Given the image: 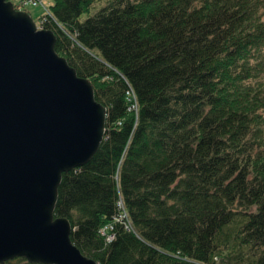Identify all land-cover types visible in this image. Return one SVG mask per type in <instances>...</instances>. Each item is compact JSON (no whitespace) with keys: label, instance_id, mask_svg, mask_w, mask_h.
<instances>
[{"label":"trees","instance_id":"obj_1","mask_svg":"<svg viewBox=\"0 0 264 264\" xmlns=\"http://www.w3.org/2000/svg\"><path fill=\"white\" fill-rule=\"evenodd\" d=\"M51 1L42 28L106 110L57 188L71 242L97 264H264V0H109L82 23L97 0Z\"/></svg>","mask_w":264,"mask_h":264},{"label":"water","instance_id":"obj_2","mask_svg":"<svg viewBox=\"0 0 264 264\" xmlns=\"http://www.w3.org/2000/svg\"><path fill=\"white\" fill-rule=\"evenodd\" d=\"M54 43L51 30L0 0V264H97L54 208L61 175L99 148L106 110Z\"/></svg>","mask_w":264,"mask_h":264},{"label":"built area","instance_id":"obj_3","mask_svg":"<svg viewBox=\"0 0 264 264\" xmlns=\"http://www.w3.org/2000/svg\"><path fill=\"white\" fill-rule=\"evenodd\" d=\"M13 1L20 8L25 7L29 4L32 6H36V5L40 4V0H13ZM42 20L44 21L45 19H42ZM126 101L128 102L127 110L134 112L137 108V105H136L134 95L132 94V91H130V90L126 92ZM117 208H118V210H120V213L117 214L115 221L123 223L124 220L126 219V213L124 211V206H123V203L121 200L117 202ZM111 228H112L111 225H109V226H105L103 229H101V235L105 236L106 241H111L113 239V236L106 232L107 230L108 231L111 230ZM125 228L128 229L127 224H126Z\"/></svg>","mask_w":264,"mask_h":264},{"label":"rangeland","instance_id":"obj_4","mask_svg":"<svg viewBox=\"0 0 264 264\" xmlns=\"http://www.w3.org/2000/svg\"><path fill=\"white\" fill-rule=\"evenodd\" d=\"M107 1L109 0H97L92 3L88 11L83 12L79 15L78 21L81 23L85 21L88 17L95 14L105 3H107ZM51 3V0H41V5L39 4L37 6H32L29 4L22 10L28 13L35 24H39L40 17L45 13V9L43 8V6L48 9Z\"/></svg>","mask_w":264,"mask_h":264}]
</instances>
